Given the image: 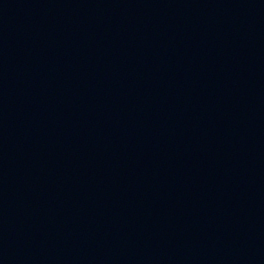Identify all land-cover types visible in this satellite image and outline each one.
Masks as SVG:
<instances>
[{"label":"water","instance_id":"95a60500","mask_svg":"<svg viewBox=\"0 0 264 264\" xmlns=\"http://www.w3.org/2000/svg\"><path fill=\"white\" fill-rule=\"evenodd\" d=\"M0 264H264V0H0Z\"/></svg>","mask_w":264,"mask_h":264}]
</instances>
